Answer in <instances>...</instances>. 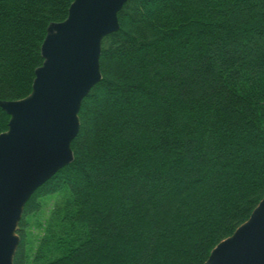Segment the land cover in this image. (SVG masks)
Segmentation results:
<instances>
[{
	"label": "trees",
	"instance_id": "16d2710c",
	"mask_svg": "<svg viewBox=\"0 0 264 264\" xmlns=\"http://www.w3.org/2000/svg\"><path fill=\"white\" fill-rule=\"evenodd\" d=\"M73 0H0V101ZM74 159L25 205L14 264H203L264 196V0H128ZM10 116L0 105V133ZM63 194L28 249L30 216Z\"/></svg>",
	"mask_w": 264,
	"mask_h": 264
},
{
	"label": "water",
	"instance_id": "95a60500",
	"mask_svg": "<svg viewBox=\"0 0 264 264\" xmlns=\"http://www.w3.org/2000/svg\"><path fill=\"white\" fill-rule=\"evenodd\" d=\"M127 1L73 0L67 17L47 28L31 92L0 101L10 116L0 133V264H14L28 200L74 159L82 102L102 79L103 38L119 29ZM203 264H264V196Z\"/></svg>",
	"mask_w": 264,
	"mask_h": 264
},
{
	"label": "rangeland",
	"instance_id": "374dc122",
	"mask_svg": "<svg viewBox=\"0 0 264 264\" xmlns=\"http://www.w3.org/2000/svg\"><path fill=\"white\" fill-rule=\"evenodd\" d=\"M63 194H53L42 198V206L38 213L30 216V226L28 228V249L31 258L36 254L39 241L44 234V229L52 218L57 204L63 199Z\"/></svg>",
	"mask_w": 264,
	"mask_h": 264
}]
</instances>
